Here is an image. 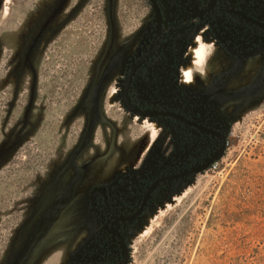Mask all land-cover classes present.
<instances>
[{
	"label": "rangeland",
	"instance_id": "obj_1",
	"mask_svg": "<svg viewBox=\"0 0 264 264\" xmlns=\"http://www.w3.org/2000/svg\"><path fill=\"white\" fill-rule=\"evenodd\" d=\"M152 20L147 0H0V264L80 263L100 233L93 187L171 155L172 132L120 97ZM196 36L207 60L185 83L188 48L182 83L237 94L229 144L130 224L129 264H264V61Z\"/></svg>",
	"mask_w": 264,
	"mask_h": 264
},
{
	"label": "flooded vegetation",
	"instance_id": "obj_2",
	"mask_svg": "<svg viewBox=\"0 0 264 264\" xmlns=\"http://www.w3.org/2000/svg\"><path fill=\"white\" fill-rule=\"evenodd\" d=\"M147 3L152 24L124 71L120 97L126 112L137 116L125 107L122 96L123 86L130 78V105L151 114L139 118L152 119L160 129L165 127L172 132L175 140L171 155L161 157L153 167L151 163L93 187L89 204L100 233L88 245L82 261L74 264H118L124 247L129 264L130 224L138 223L179 185L219 165L224 158L229 144L225 100L237 94L220 84L183 85L182 67L196 35L201 32L205 40H213L233 61L247 67L254 61H264V0ZM256 51L259 53L244 57ZM200 167L204 168L193 172Z\"/></svg>",
	"mask_w": 264,
	"mask_h": 264
},
{
	"label": "bare ground",
	"instance_id": "obj_3",
	"mask_svg": "<svg viewBox=\"0 0 264 264\" xmlns=\"http://www.w3.org/2000/svg\"><path fill=\"white\" fill-rule=\"evenodd\" d=\"M194 44L195 45L191 46L188 49V55L191 58V61L184 67L182 73V78L185 83H190L191 81H193V69L196 67H202L203 65H205L207 60L208 51L205 44L200 39H198ZM137 121L139 122V118H137ZM147 122H145L144 124L149 125V123ZM148 127H151L152 138H155L157 136L159 125L153 124L152 126L149 125Z\"/></svg>",
	"mask_w": 264,
	"mask_h": 264
},
{
	"label": "water",
	"instance_id": "obj_4",
	"mask_svg": "<svg viewBox=\"0 0 264 264\" xmlns=\"http://www.w3.org/2000/svg\"><path fill=\"white\" fill-rule=\"evenodd\" d=\"M151 1H154V0H151ZM155 10H156V12H157V8L155 7ZM158 14V13H157ZM257 53H259V51H256V52H253V53H251V54H247V55H245L244 57H249V56H253V55H255V54H257ZM235 54V53H234ZM236 56H238V54H235ZM130 78L126 81V83H125V85L123 86V89H122V96H123V101H124V105H125V107L129 110V111H131L132 113H134L135 115H137V116H151V114L150 113H143V112H141V111H139V110H137V109H135V108H133L131 105H130V103H129V101H128V98H127V90H128V86H129V84H130ZM222 151H223V148H221V150L219 151V155H222ZM204 167H200L199 169H195L193 172H197V171H199V170H201V169H203ZM189 173H187V175H188ZM118 264H128V254H127V250L125 249V247H124V253H123V259L121 260V262H119Z\"/></svg>",
	"mask_w": 264,
	"mask_h": 264
},
{
	"label": "built area",
	"instance_id": "obj_5",
	"mask_svg": "<svg viewBox=\"0 0 264 264\" xmlns=\"http://www.w3.org/2000/svg\"><path fill=\"white\" fill-rule=\"evenodd\" d=\"M217 166H218V165H214L212 168H213V169H217Z\"/></svg>",
	"mask_w": 264,
	"mask_h": 264
}]
</instances>
